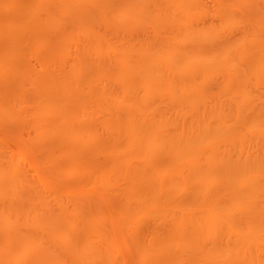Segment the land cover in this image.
I'll use <instances>...</instances> for the list:
<instances>
[{
    "label": "rangeland",
    "instance_id": "obj_1",
    "mask_svg": "<svg viewBox=\"0 0 264 264\" xmlns=\"http://www.w3.org/2000/svg\"><path fill=\"white\" fill-rule=\"evenodd\" d=\"M31 1L32 0H0V258H4L5 260L8 257H14V261H11L10 264H32L34 258L33 254L23 255L21 252L22 242L28 239L37 250L43 246L45 248H53V254L56 258L60 259V262L62 261L61 264H79L76 258H74L75 262L68 257L70 252L71 257L73 256V250L69 252V250L72 249L69 247L67 254L66 246L75 245V242L74 244L71 243L73 241L72 239L77 240L76 244L78 245V242L84 239L82 235L78 238H71L69 237L71 233L66 232V236L71 239H68V241L70 240L71 242L67 241L66 245L63 243V238L58 236V232L50 226L53 222V218L60 223L63 222L62 224L65 226L66 220L69 218H65L63 221L61 216H63L64 219L65 214L63 211L66 210V212L75 211L78 217L76 214L74 215L78 220L81 218L83 219L82 215H86L84 218H90L87 217L90 215L97 219V221H103L106 227L105 241L108 243L104 244V248L105 245H108L109 249L108 250L107 247L104 249L105 252H107L104 254L107 258H105V264H148L153 260L149 253V250L153 246L155 247L152 243H154L155 239L161 242L163 241L162 244L157 241L156 245H158L157 247H164V241H169L170 232L173 229L174 222L172 223V219L174 217L182 218L185 216L181 214L182 209L186 210V212L183 211L185 214H190V218L192 217L194 219L196 217L194 225H191V231H188L192 237L186 236L187 238L189 237L190 240L191 238L193 240L195 236L197 237L194 233L198 230V228L196 229L198 225L195 226L196 220L199 222L198 218L203 216L204 210L210 208L209 205L211 206V204L213 205L214 203L216 204V206L215 204L213 205L214 210L219 209V213L216 212L217 210L215 212L222 215L219 217L213 211L214 214H216L215 216H217L213 217H215V219L217 218L218 224L221 222V226L218 225V230H220H215L216 228L212 226L214 223L213 220L209 219V216L212 217L213 215L212 212H209L210 209L213 208L211 207L207 210L208 215L206 217L208 218L205 219L206 217H202L205 222L209 219L206 224L201 221V218L200 221L204 228L205 225H210L211 228L209 229H214V232H204H206L209 239H213L215 236L217 239H222L223 242L221 241L220 244L225 245L223 249L229 250L230 247L232 248V245L236 248V243H240L239 237H241L243 229L247 228V225L250 223V220L248 221L249 223L246 220V215L250 211H247L249 208L244 211L240 208L241 211H239L237 207L234 206L235 208H233V206H231V202H235L236 200L235 198L233 199L234 194L232 189H236V191L233 189L235 194L239 191L242 192V194H247V192L250 193V189H248L250 185H245L247 183H245V180L247 179L243 180L240 178L243 180V185L241 184V186V180L239 181V179L230 176L238 181L233 180V182L230 181V183L237 184L234 186L231 183V185L234 186H232L233 188L227 187L230 184H226L227 186L225 184H218L221 188L218 185H214L215 188L213 187V189L210 190L216 189V186L219 187L215 190L219 195L215 197L213 196L214 192L208 190L209 187L206 189L208 191L207 193L204 187L201 189L200 186H203L201 184L197 185L196 188H200L201 190L199 189L198 191H201L202 194L198 191L197 194L196 188L190 184L192 181L189 182V180H193V174L195 173L193 171L201 166L199 164L201 162H197V160L203 159V156L206 155H212L211 157L213 158L215 154H219L223 149L227 153H225L226 156L228 155V157H226L224 156L225 154H223L224 157L228 158L227 164H230L231 161H238L240 159L239 157L243 159H246V157L250 159H260V155L264 157V136L262 138V129L258 130L261 133H259L261 138L257 136V139H263L261 142L262 146L259 144L260 147L263 148V152L260 154L258 151L259 149L257 150L254 145L255 136L252 137L253 134L256 133L255 129L257 128L254 129L255 126L252 127L253 123L251 126L253 129H250L249 125L251 123L249 122L246 123L249 124V127L246 128L235 122V115L237 114L236 108H239L240 113L237 114L239 117L244 119L251 116V118H254V125L259 126V124H256L257 121H259L261 124L260 126H264V0H75L85 7V10H83L81 14H72L74 12L69 14L66 10H63V5L52 3L46 7H41L42 9L33 10L30 7ZM41 2H44V0ZM124 7L130 8L128 15H126L124 19L123 15V17H121L123 20H119L120 17L116 19L117 14L121 12V8L123 11L125 10L123 9ZM41 10L44 11L41 12ZM29 12H32L35 21L32 22L33 24H31L30 27L25 28V25H23V21H25L24 16ZM125 12L126 10L124 13ZM77 26L78 31L76 30ZM79 26L82 28L80 31ZM33 27L36 29L33 30ZM92 39L99 40L96 45L101 44L98 48V53L96 51L95 54L92 53L91 49L92 41H89ZM12 42H16L17 44L14 45L15 43L12 44ZM60 42H63L62 49L58 48ZM194 42H197L199 45H201V43L205 45H198V48ZM258 47L263 51H260ZM130 49L136 50V53H130ZM89 50H91V54ZM180 53H184L183 57L186 55L190 57L191 55L189 59L195 57L194 60H191L192 62L197 61L198 64L196 62V64H192V66L188 67V63L185 62L190 61L186 58L187 56L183 60ZM242 53H245V55ZM198 56L200 58H196ZM246 56L248 58H246ZM84 57H86L85 60L87 63L89 61L88 67H83L82 62ZM145 57L147 59H152L154 57L153 61L155 60V62H152L150 59L151 65H147L149 68L144 64L145 60L147 61ZM122 58H126L130 65L134 66L132 71L127 74V78L129 79L136 76V84H138L136 88V105L140 115H136L137 126H141L140 124L144 121L143 128L145 129L148 125L154 128L157 133L162 136L160 137L162 143L166 142H163L164 138L168 140L173 134H182L183 138L188 137L189 134L190 136L193 135V137H196L194 135L197 134V130L198 134H201L202 132L199 133L201 131L199 129L202 128V131L203 129L205 131L207 126L211 127L209 121L215 122L213 118L215 114V119L218 117L217 119L219 120L220 111L217 110V108L219 109L220 107L222 110L220 114H224V116L228 117L225 118L223 116V121H225V119L227 121L224 124L225 128L227 129L226 123L230 121V123H228V125H230L228 128L230 129V136H238L241 141L238 142V140H236L229 144L227 142V146L225 145L224 148L220 146V135L222 136L224 133H220L219 135L218 130L217 135L219 136L217 137H219V139L213 141L215 145L213 144L214 147H211L212 149L208 146L209 140L208 143L207 141H203L207 143L208 148L204 146L202 147L205 149L200 147L199 149H203L201 154L195 151V153L197 152V154H200V159L197 154L195 157L197 159H195L196 161H192L193 159L189 158L191 162L198 163L200 165L199 167L195 164L196 167L192 165L189 167V170H187L186 168L188 167H186L187 174L184 173L182 176H176L177 174H174L175 176L171 175L173 170L170 171L172 172L170 174L168 170L167 173L169 177L167 176L161 179L152 178V173H149L152 172V166L149 167L147 163L149 157H147L146 163L144 159L141 160L140 158L141 155L145 153V148H143L145 145L143 143L147 137L141 135L142 139L139 138L136 141V143H138L134 146L135 149L133 148L130 151L131 153H126L124 149L126 148V137L122 125L126 118V112L119 108H123V106L126 105V103H124L126 100L125 97L121 95L123 86L118 80L120 76L118 61ZM181 59L183 60V64L185 63L184 65L181 63ZM199 59L203 62L200 63ZM207 59H209L208 62H206ZM218 60L220 65L217 62ZM81 63L82 66L80 65ZM202 63L207 66V69L204 68V70H202ZM134 64H136V66ZM165 65L167 66L165 67ZM205 66L203 65V67ZM152 67L154 68L152 69ZM171 68H175V76L178 74L177 76L180 77V79H172V77H174V75H172L174 69L171 70ZM73 70H76V74L75 77L71 78L70 84L77 90L73 98H75L77 102L90 103L88 107H84V115L80 113L79 118L74 121L73 127L75 129H73H77L76 138L78 142L77 144H63L54 140L49 141L47 137L40 138L37 136V130H48L49 125L39 123L37 120L38 116L35 115L36 112L34 113V111H36V107L34 109V106H36L35 102L37 101L35 100L39 93L38 90H41L40 87L44 86L42 85L43 83L50 84L57 83V81L62 79L66 80L67 77L71 76ZM169 70H171V74H169ZM207 70L209 71L207 72ZM154 72H158V74L156 75ZM149 73H152V76H149H154V79L152 78V80H150L151 78H148L149 76L147 77ZM233 74L237 76L240 74L242 81H239L240 77L236 78L237 76L235 77ZM192 79H194L197 84L195 82L193 83ZM229 80L232 81V83ZM173 81L175 83L177 82L179 85L181 83L183 86L184 84L189 86L187 92L192 91L193 88L197 90L201 87L200 89L205 91L204 98L206 100L195 102L194 105H196L193 108L191 104L190 108L187 106L188 109L185 107L186 105H181L186 109L183 107L181 109H176V106L179 107L178 105L184 101V92L186 93L187 89L185 90V86L183 87L181 85L185 91L178 88L177 91L176 87L178 84H175ZM194 84L195 87H193ZM190 85L193 87L192 89ZM196 85L199 88H197ZM146 86H148V88ZM199 90H197V92ZM100 91L106 93L110 98L107 101L97 99V92ZM199 93L198 95L200 96L201 94ZM181 95L182 97H180ZM147 96L149 98H153L152 96H154L153 100H150L151 102L148 100V109L153 110V112L149 110L151 111V116L147 114L148 112H143L144 107L141 105L143 103L141 100L147 98ZM199 96H197V98H199ZM41 97L45 100L51 98V96L47 94ZM243 97H245L246 100L243 101ZM200 98H203V96ZM20 104L22 105L20 106ZM121 105L123 106L121 107ZM140 105L142 106L141 108H139ZM194 108L198 110L194 112ZM4 109L6 110L4 111ZM148 109H145V111ZM144 114H147V117L144 116ZM211 118L212 120H210ZM248 120H246V122ZM219 121H217L218 124ZM223 121H221V125ZM240 121L241 120H239V122ZM145 124L147 125L145 126ZM223 127L222 129L224 132L225 129ZM259 128L260 127H258V129ZM149 129L150 128H146V130ZM213 129L214 131L212 132L215 135V127L212 128V130ZM246 129L248 130L245 131ZM209 130L210 128L208 131ZM251 130H254V133L251 132ZM214 135L212 138L217 139ZM188 138L192 139L190 137ZM233 139L234 138H232V140ZM139 140L143 142L141 143ZM228 141L230 142V140ZM252 141L254 142L252 143ZM204 143H202V145ZM210 144L212 145L211 142ZM198 145H196L195 139L190 148H192V150H198ZM133 150H135V152ZM240 152L242 154H240ZM138 153H140V156ZM146 155L149 156L150 153ZM220 155L222 154L220 153L216 155V157H220ZM135 157L136 162L133 165L134 168L136 167V175L133 173L135 171L132 170L134 169L132 168V164L131 170L133 172L125 168L126 165L130 164L132 159L135 161ZM192 158L194 157L192 156ZM167 159L168 157L166 156L165 158L160 147L159 155L153 162L156 165L154 166L153 164V166L159 168L163 164L165 165ZM185 159H187L188 162V158H184V163H186ZM170 160L171 157L169 158V161ZM128 161L129 163H127ZM203 162L205 161L203 160ZM223 162L224 160L222 159L221 164ZM164 165L163 168L161 167L163 170H165L166 167ZM179 165L178 163V166ZM186 165L187 164H184V167ZM220 165H218V168H220ZM175 166L174 168H176ZM147 167L150 169L149 172ZM181 167L179 166L178 168L180 169ZM192 167H194L193 170H191ZM152 170H155V168ZM190 170L193 174L189 176L188 171ZM241 172H238V174ZM238 174L236 173L235 175L240 176ZM242 178L245 177L243 176ZM173 179L175 180L173 181ZM170 180H172V182L176 181L175 183H177V189L179 191L176 189L177 193L174 194L175 196L173 199L177 205L179 204L178 208H175V202L172 200L174 204H169L171 206L168 205V207L164 209L161 207L160 209L159 205L165 206L167 198L158 196L156 198L158 213H152L148 194L153 193L157 190L159 185ZM229 180L231 179L229 178ZM186 183H189V185ZM178 184L181 188H178ZM210 184H213V182ZM210 184H208V186H212ZM223 186H225V188H231V191L223 188ZM219 189L222 191H217ZM261 189L262 192L258 191V193H261L258 200L255 199L258 204L255 203L258 208L264 212V188ZM254 191L257 192V190ZM210 192L216 200H214L213 203H211L213 197ZM194 193L197 194V197ZM204 194L205 196H203ZM207 194L208 196L206 197ZM253 195L254 193L252 196ZM198 196L201 198L204 197L207 201L205 200V202L203 198L204 202H202V204V199L198 200ZM195 197L197 202L193 200ZM239 198L242 200L240 196L237 199ZM190 201H193L192 204H194L193 206H196L197 209H192L193 207ZM198 202L204 207L198 208ZM234 202L233 204L236 203ZM238 202L239 200L237 203ZM172 206L175 209L169 208ZM59 209L63 214H60L61 212ZM179 209L181 211H179ZM262 211L259 213L261 214L260 217L258 216L260 219L262 218L261 216L264 218ZM179 214L184 216L180 217ZM205 214L206 213H204V215ZM223 215H230L229 218H226L227 222L229 221L228 223H224L226 220L224 218L223 221ZM250 215L252 214L250 213ZM250 215L249 219L251 218ZM32 217L36 219L39 226L41 224V229L32 226ZM219 218L221 220L220 222L218 220ZM254 218L256 217L254 216ZM260 219L259 222L256 223L260 224V222H263L260 221ZM3 220L7 221L10 227L2 225L1 221L3 222ZM76 220L77 219L74 220V223ZM70 221L72 222L73 220ZM208 222L209 224H207ZM210 222L212 224H210ZM76 224H74L71 230H76L78 233L77 230L81 229V225L79 224V229H76ZM250 226L252 225L250 224ZM231 227L234 228L233 231ZM258 227L259 225H257L256 228L258 229ZM206 228H208V226ZM229 228L231 229L230 231H232V233L230 232L232 236L228 235L229 232L227 230H229ZM261 228L263 229L264 227ZM66 230L71 231L70 229ZM254 230L255 229H253V231L251 230V236L247 234L249 235L247 237L250 238L249 241L251 242L252 240L253 243L250 246L248 245L250 247L249 252L252 251L250 261L253 259L255 264H264V247L261 246L263 244L260 242L264 241V237H262V233L259 232L261 234L255 233V238H253L254 232L260 231ZM74 231L71 232L73 233ZM198 231L201 232V228ZM208 232L211 233V236ZM186 233L187 231L185 234ZM225 233L228 238L225 237ZM257 237L261 239L259 238L260 240L258 241ZM245 241L249 242L247 238H245ZM191 242L192 241H190V243ZM205 242L208 245L203 244L201 247V243L199 247V244H197V248L199 247L200 250L202 249V254L206 253L207 255L210 253V255H213L216 249L214 250V247L211 246L210 240L208 241L207 239ZM243 242L244 241H241V243ZM180 243L181 242L174 245L175 247H171L170 253L168 252L170 256L175 257L178 251L180 252L182 248L184 250V245L182 246ZM183 243L185 244L186 242ZM226 243L229 247H226ZM151 244L153 246L150 247L149 245ZM192 244L194 245V243ZM76 247H74V249ZM244 247L246 248V246ZM244 247L242 250H245ZM218 248H220V246ZM220 249H217V251ZM88 251L86 252L85 250L86 253H84L87 254ZM238 254L239 253L236 255ZM245 254L242 253V255ZM233 256L235 257V253ZM231 257L232 256L229 258ZM148 258H150L149 262ZM231 259L232 260L229 259L228 262H224V260L220 258L219 260H214L215 263L213 261L209 263L243 264V262H241L243 258L239 260L237 257L236 259L232 257ZM204 261L202 262L206 264ZM253 262L251 264H253ZM0 264L5 263L2 262ZM185 264H187V262H185Z\"/></svg>",
    "mask_w": 264,
    "mask_h": 264
},
{
    "label": "bare ground",
    "instance_id": "obj_2",
    "mask_svg": "<svg viewBox=\"0 0 264 264\" xmlns=\"http://www.w3.org/2000/svg\"><path fill=\"white\" fill-rule=\"evenodd\" d=\"M41 1H43V0H32L31 1V3H30V7L33 9V10H36V9H38L39 10V8H41V7H46L47 5H50L51 3L52 4H61V5H63L62 7H63V10H66V12H68L69 14L70 13H72V12H74V13H72V14H76V13H79V14H81V13H83L82 11L83 10H85V7L83 6V5H81V4H79L78 2H76L75 0H44V2H41ZM128 1V0H127ZM125 2V1H124ZM83 6V7H82ZM127 7V6H126ZM126 7H124L123 9H125L126 10V12L124 13V11L122 10V8H121V12H119L118 14H117V17H116V19H119V17H120V19L119 20H123L124 18H125V16L126 15H128V11L130 10V8L128 7V8H126ZM42 9V8H41ZM42 11H44V10H41V12ZM81 11V12H80ZM121 13H124V14H121ZM127 13V14H126ZM65 14H67V13H65ZM123 15H124V17H123ZM25 21H23V25H25L24 27L25 28H28V27H30V25L31 24H33L32 22L33 21H35L34 19H35V17H34V15L32 14V12L30 13H27L25 16ZM121 17H123V19L121 18ZM119 20H116V21H119ZM87 21V20H86ZM89 22V21H88ZM94 22V21H93ZM75 25V24H74ZM32 27V26H31ZM75 28V27H74ZM77 28H78V26L76 27V30H77ZM30 29V28H29ZM33 30H35L36 28H32ZM82 28L79 26V31L81 30ZM99 30H100V28H99ZM78 31V30H77ZM63 33V32H62ZM66 36V35H65ZM64 36V37H65ZM205 36V35H204ZM15 38V37H14ZM66 38H67V36H66ZM65 38V39H66ZM204 38V37H203ZM204 39H206V38H204ZM207 39H209V38H207ZM199 40H200V38H199ZM210 40H211V38H210ZM61 41V40H60ZM68 41V40H67ZM89 41H92V53H94L95 54V52L97 51V53H98V48L101 46V44H98V45H96L97 43H98V41H97V39H92V40H89ZM93 41H94V43H93ZM198 41V40H197ZM205 41V40H204ZM204 41H202V42H204ZM208 41V40H207ZM212 41V40H211ZM63 42H65V41H63ZM63 42L61 43L60 42V44H59V47L58 48H63ZM200 42V41H199ZM15 43V44H14ZM12 42V44H14V45H16L17 43L16 42ZM195 43V42H194ZM196 45H197V47L199 48V46H201L202 45V43H201V45H199L197 42L195 43ZM199 45V46H198ZM205 45V44H204ZM204 45H202V46H204ZM194 46V45H193ZM253 47H255V46H253ZM252 47V48H253ZM259 48V47H258ZM260 49V48H259ZM131 50V49H130ZM129 50V51H130ZM190 50V49H189ZM192 50V49H191ZM194 50V49H193ZM262 49H260V51H261ZM90 51V54H91V50H89ZM198 51V50H197ZM251 51V50H250ZM250 51H249V53H250ZM263 51V50H262ZM177 52V51H176ZM189 52V51H188ZM193 52V51H192ZM224 52V51H223ZM222 52V53H223ZM244 52V51H243ZM246 52V51H245ZM100 53V52H99ZM130 53H136V50H131L130 51ZM179 53V52H178ZM264 53V52H263ZM88 54V53H87ZM195 54V53H194ZM193 54V55H194ZM201 54V53H200ZM242 54H244L245 55V53H242ZM255 54V53H254ZM259 54V53H258ZM262 54V53H261ZM11 55V54H10ZM153 55V54H152ZM175 55H176V53H175ZM180 55H181V57H183V55H184V53L183 54H181L180 53ZM250 55V54H249ZM253 55V54H252ZM260 55V54H259ZM89 56V55H88ZM154 56V55H153ZM171 56H173L172 54H171ZM187 56V55H186ZM185 56V57H186ZM199 56H201V55H199ZM196 57V58H200V57ZM205 56V55H204ZM233 56V55H232ZM231 56V57H232ZM151 57V56H150ZM156 57V56H155ZM185 57H183V60L185 59ZM190 57H191V55H190ZM189 57V55L186 57V58H188V61H190V62H185V63H188L187 65H188V67H190V66H192V64L194 65V64H196V62L197 61H193L192 62V60L191 59H195V57H193V58H191V59H189L190 58ZM256 57V56H255ZM258 57V56H257ZM146 58V57H145ZM154 58V57H153ZM153 58L151 59V58H146L147 59V61L145 60V62L146 63H148V64H146L145 62H144V64L146 65V67L147 68H149L147 65H151L150 63V61L152 60V62H155V60L153 61ZM173 58H174V56H173ZM215 58H216V56H215ZM218 58V57H217ZM229 58V57H228ZM246 58H248L247 56H246ZM86 59V57H84V59H83V67H88V63H89V61H88V63H87V61L85 60ZM151 59V60H150ZM157 59H158V57H157ZM204 59H206V58H204ZM249 59H250V57H249ZM249 59H247V60H249ZM252 59V58H251ZM261 59V58H260ZM144 60V59H143ZM149 60V61H148ZM183 60L181 59V63L183 64ZM197 60V59H196ZM208 60L209 59H207L206 60V62H208ZM210 60H211V57H210ZM217 60V59H216ZM165 61V60H164ZM177 61V60H176ZM199 61H200V63L201 62H203L201 59H199ZM205 61V60H204ZM214 61H215V59H214ZM212 62V61H211ZM218 62V64H219V60L217 61ZM216 62V63H217ZM256 62V61H255ZM264 62V61H263ZM82 63L80 64L81 66H82ZM141 63H142V61H141ZM165 63V62H164ZM170 63V62H169ZM184 63V64H185ZM199 63V64H200ZM221 63V62H220ZM259 63V62H258ZM165 64H167V63H165ZM183 64V65H184ZM191 64V65H190ZM197 64H198V62H197ZM204 66H205V64L204 63H202ZM262 64V63H261ZM118 65H119V73H120V76H119V78H118V80H119V83L120 84H122V92H121V95L123 96V97H125V102L124 103H126V105H124V106H126V107H124L123 105H121V107L123 106V108H119L120 107V105H119V109L120 110H124L125 112H126V118H125V121H124V123H123V125H122V128H123V130H124V134H125V139H126V142H125V147L126 148H124L125 149V152L126 153H131L130 151L134 148V146L138 143H136V141L140 138V139H142L141 138V135L142 136H145V137H147V139H145V141H144V145L145 146H143V148H145V153H141L142 155H141V160H143L144 159V161H145V163H146V160L148 159L147 157H149V159L147 160V163H148V166L149 167H151V171L152 172H149L150 171V169L148 168V172L151 174L152 173V175H151V177L153 178L154 177V179H161V178H166L167 176H168V173L170 174V173H172L171 175H174V174H177L176 176H182V175H184V173H186L187 172V170H189L190 168L189 167H191L192 165H196V166H200L199 168H197L195 171H193V172H195L194 174L191 172V170H193L194 169V167H192V169L190 170V171H188V175L190 176L191 174H193L192 176H193V180H189V182L190 181H192L190 184L191 185H193V187H197V185H199V184H201V185H203V186H200V188L202 189V187H204L205 188V190L208 188V190L209 191H212V192H214V197L216 196V195H219V193L218 192H215V190L217 189V188H219L220 187V185H228V184H230L231 185V183L233 182V180H234V178H231L230 176H232V177H235L236 179H239V181L241 180V179H243V180H245V179H247V180H245V185H247V184H249L250 186H248V187H250V188H248V189H250L249 191H250V193H248L247 192V194H242V192H238L239 193V195H238V193H236L235 194V192H234V190L233 189H235V188H233L236 184L235 183H232L233 185H226L227 187H232L233 189H232V191H233V194H234V196H233V199L235 198L236 200H235V204H233V202H231L232 203V205L231 206H233V208H235V207H237V209L239 210V211H241V210H246L247 208H249V209H247V211L249 212V213H247V218L246 217H244V218H246V220H247V222L250 220V223L247 225V228H244V229H246V230H244L243 229V233H242V235H241V237H239V242H238V240H237V242L240 244H237L236 243V248H234L233 247V245H232V248L230 247V249L229 250H226V249H223L224 248V244H220V242L222 241L223 242V240L221 239H217V237L215 236V237H213V239H209L208 238V236L206 235V232L207 231H213L212 229H209V228H211L210 227V225H205V228H204V226H203V224H202V222L201 221H203V219L208 215V211L207 210H209L211 207H213V208H211L212 209V211H211V209H210V211L209 212H212L213 213V215H212V217L211 216H209V219L211 220H213V224L210 222V224H212V226L214 227V228H216L215 230H217V231H219L218 230V227L219 226H221L220 225V218L218 219L219 220V224H218V221L215 219V217H217V216H219V217H221L218 213V210L219 209H216V207H215V209L217 210H214V204L212 205L211 204V206L209 205V207L210 208H206V210H204V213H206L205 215H204V213L202 214L203 216H204V218L202 219V215H199V216H202V217H200L201 218V221H200V218H198L199 219V222H198V220H196V225L195 226H197L196 227V229L198 228V230H200V228H201V232L200 231H198L197 230V232H198V234H197V232L195 231L194 233H195V235H197V237L195 236V239H193L192 240V238H191V240L189 239V237L187 238L186 236H190V234H189V232L188 231H191V225L193 224L194 225V220H195V218L193 219L192 217L190 218L189 216H190V214L189 213H184V212H186V210H184V209H182L183 208V206H182V208L181 207H179V208H181L182 209V211L179 209V211H181L180 213L181 214H184V215H181V214H179L180 215V217H182V216H184V217H182V218H177V217H174L175 218V220H174V218L172 219V223L174 222V225H173V229H172V231L170 232V238H169V236H168V238H169V241H167V240H165V241H167V242H165L164 241V244L166 245V243H167V245L165 246L164 245V247H157L158 245H156L157 244V241L158 240H154V243H152L153 245H155V247L151 244V245H149L150 247L151 246H153L150 250H149V248H148V250H149V253L151 254V256H152V258H153V260H152V262L151 263H148V264H185V262H187V264H204L202 261H204L206 264L208 263V264H211L212 262L211 261H213L214 262V260H219L220 258H221V260H224V262H228V260L230 259V260H232L231 258L233 257V259L235 258L236 259V257L239 259V260H241L240 258H243V261H241V262H243V264H251L252 262H253V259L250 261V255H251V252H249V250H250V245L251 244H253L252 243V240H251V242L249 241L250 240V238L249 237H247V236H249V235H247V234H250V236H251V233L250 232H252L253 231V229H255L254 231H256V230H260V231H256V232H254V235L252 236L253 238H255L254 236L256 235L255 233H259V232H261V233H259V234H261V235H263L262 237H264V228L262 229L261 227H264V220H262V219H264L263 218V216H261L262 218L260 219L259 217H260V215L261 214H259L262 210L260 209V208H258V206L256 205V203H257V201L256 200H258V197H259V195H261V193H258V191L259 192H262V189L261 188H264V157H262L263 155H260V159L259 158H255V159H253V158H247L246 157V159H243V158H241V157H239L240 159L237 161V160H235V161H231L230 162V164H227V159L228 158H226V157H228V155L226 156V152H225V150L223 149L221 152H219V154L221 153L222 155H220V157H216V155H219V154H215L214 155V157L212 158L211 156L212 155H208V156H210V157H208L207 155L206 156H203L204 158L203 159H200L199 158V155L201 154V151L203 150H201V149H199L200 147L201 148H208V146L211 148H213L214 146H213V141H215V140H218L219 139V137H217V136H219L220 135V133L222 134V133H224V134H222V136H226V137H222L221 135H220V146H222V147H224L225 145L227 146V142H228V144L229 143H231V142H234V141H236V140H238V142H240L241 140H240V138L238 137V136H235L234 137V135L233 136H230V129H228L229 128V126L230 125H228V123H230V121L228 122V123H226V127H227V129L225 128V122H227L226 121V119H225V121H223L224 119V117L225 118H228L227 116H224V114L223 115H221L220 114V112H222V110L220 109V107H219V109L217 108V110H219L220 112H219V120L220 119H222V120H218L217 118L218 117H216V119H215V116H216V114H215V116L213 117L214 118V120H215V122L214 121H209L210 122V125H211V127L210 126H207V129H205V131H204V129H203V131H202V128L201 129H199V130H201L199 133H201V134H198V130H197V134L196 135H194V136H196V137H193V135L192 136H190V134L188 135V137H190V138H192V139H189L188 137H182V134L181 135H179V134H173V136L171 135V137L167 140L166 138H164V140H163V142L164 141H166L165 143H162V139H161V141H160V137H162V136H160L158 133H157V131L154 129V128H151V126H147L146 128H150L149 130H146V128L144 129L143 128V126H144V123L142 122H140L141 124V126H137L136 124V115L137 114H139V110H138V108H137V105H136V88L138 87V84H136V76L135 77H132V78H127L128 76H127V74L128 73H130L131 71H132V69H133V65H130V63H129V61L126 59V58H122V59H120L119 61H118ZM135 66H136V64H134ZM142 65V64H141ZM154 65H156V64H154ZM153 65V66H154ZM203 65L201 66V68H202V70H204V68H206L207 69V66H205V67H203ZM217 65V64H216ZM220 65V64H219ZM224 65V64H223ZM167 65H165V67H166ZM170 66V65H169ZM168 66V67H169ZM181 66V65H180ZM179 66V67H180ZM218 66V65H217ZM143 67H144V65H143ZM173 67V66H172ZM187 67V66H186ZM154 67H152V69H153ZM182 68V67H181ZM180 68V69H181ZM184 68V67H183ZM224 68H226V67H224ZM232 68V67H231ZM174 69V74L172 73V75H174V77H172V79L173 78H178V79H180V77H178L177 75L175 76V74H176V72H175V68H173ZM172 68H171V70H173ZM177 69V68H176ZM179 69V70H180ZM149 70V69H148ZM155 70H157V69H155ZM171 70H169V72L171 71ZM178 70V69H177ZM153 71V70H152ZM152 71H150V72H152ZM206 71V70H205ZM204 71V72H205ZM209 70H207V72H208ZM231 71V70H230ZM235 71H237V70H235ZM73 73H71V76H69V77H67V79L66 80H64V79H62V80H60V81H57V83H50V84H42V85H44V86H41L40 88H41V90H38L39 91V93H38V95H37V97H36V100L35 101H37V102H35V105L36 106H34V109H35V107H36V111H34V113L36 112V114L35 115H37L38 116V118H37V120H38V122L39 123H41V124H46V125H49V129L48 130H37V136H39L40 138L41 137H47L48 138V140L50 141H57V142H60V143H63V144H77V142H78V140H77V136H76V132H77V129L76 130H74L75 128L73 127V125H74V121L76 120V119H78L79 118V114L81 113V114H83L84 115V107L86 106V107H88L89 106V102H87V103H82V102H77V100L75 99V98H73L74 97V95H75V92H77V90H76V88L75 87H73V85L72 84H70V80H71V78H73V77H75V74H76V70H73L72 71ZM147 72V71H146ZM206 72V73H207ZM229 72V71H228ZM228 72H225V73H228ZM156 73V75L158 74V72H154V74ZM238 73V72H237ZM263 73V72H262ZM147 74V73H146ZM153 74V75H154ZM169 74H171V72L169 73ZM168 74V75H169ZM205 74V73H204ZM208 74V73H207ZM206 74V75H207ZM230 74V73H229ZM149 75H151L152 76V73H149L148 75H147V77L149 76ZM233 75H235V74H233ZM171 76V75H170ZM170 76H169V78H170ZM232 76V75H231ZM237 75H235V77H236ZM154 77V76H153ZM153 77H148V78H151L150 80H152V78ZM240 77V78H239ZM168 78V77H167ZM168 78V79H169ZM236 78H239V81L241 80L242 81V77L240 76V74H238V76L236 77ZM154 79V78H153ZM149 80V79H148ZM193 80V81H192ZM192 80H190V81H192L193 83L195 82L194 81V79H192ZM231 80V79H230ZM229 80V81H230ZM234 81V80H233ZM174 82V81H173ZM231 83H232V81H230ZM175 83V82H174ZM177 83V82H176ZM175 83V84H176ZM196 83V82H195ZM236 83V82H235ZM178 84V83H177ZM190 84V83H189ZM197 84V83H196ZM234 84V83H233ZM144 85H146V84H144ZM174 85V84H173ZM182 84L180 83V85L178 84L177 85V87H176V89L178 88V89H182L183 91H185L186 89V93L184 92V97H183V99H184V101H182V102H184V103H180L178 106L180 107H177L176 106V109H181L183 106H181V105H186L185 107L187 108V106H188V108H190V105H191V107L193 108L195 105H194V103L195 102H202V101H204V97H205V91H203V89H200L197 85H196V87L197 88H199V89H197V90H199L200 91V93H199V91L197 92V90H196V88L194 89L193 87H195V84L193 85V87H191V85H190V87H191V89L193 88V90L192 91H189V92H187L188 91V87L189 86H186L185 84H184V89H183V87L181 86ZM187 85H188V83H187ZM236 85V84H235ZM179 86V87H178ZM147 88H148V86H146ZM145 87V88H146ZM187 87V88H186ZM235 87V86H234ZM233 88V87H232ZM178 89H177V91H178ZM189 90H190V88H189ZM174 91V90H173ZM237 92V91H236ZM197 93V94H196ZM198 93L199 94H201L200 96L198 95ZM45 94H47V95H50L51 96V98H49V99H47V100H45V99H43L41 96L42 95H45ZM154 94H156V93H154ZM183 94V93H182ZM235 94V93H234ZM237 94V93H236ZM55 95V96H54ZM197 96H199V98H197ZM203 96V98H200V97H202ZM244 96H246V95H244ZM153 98H154V96H152ZM180 97H182V95L180 96ZM96 98L97 99H99V100H101V101H107L110 97L106 94V93H104L103 91H100V92H97V96H96ZM126 98H128V99H126ZM153 98H149L148 96H147V98H143L142 100H141V102H143L141 105L144 107L143 109H144V113L146 112H148L147 114H149V116H151L150 114H151V111H149V110H152V109H148V103H149V101L150 100H153ZM75 99V100H74ZM145 99V100H144ZM182 99V98H181ZM199 101H198V100ZM201 99H203V100H201ZM128 100V101H127ZM149 100V101H148ZM196 100V101H195ZM206 100V99H205ZM243 101L244 100H246L245 99V97H243V99H242ZM140 101V100H139ZM181 101V100H180ZM138 102V101H137ZM144 102H145V104H144ZM151 102V101H150ZM178 104V103H177ZM200 104V103H199ZM202 104H205V103H202ZM242 104V103H241ZM22 104H20V106H21ZM139 105V104H138ZM140 105V107L139 108H141L142 106ZM146 105V106H145ZM185 107H183V108H185ZM198 107V106H197ZM215 107V106H214ZM239 107V106H238ZM185 108V109H186ZM187 108V109H188ZM236 108V107H235ZM145 109H148V110H146L145 111ZM196 108H194V112L195 111H197L198 109H196ZM229 109H230V107H229ZM237 109V111H239V112H237L236 110V113L237 114H239L240 113V109L239 108H236ZM2 110V109H1ZM6 109H4V111H5ZM192 110V109H191ZM234 110V109H233ZM140 111H142V110H140ZM8 112V111H7ZM83 112V113H82ZM152 112H153V110H152ZM191 112H193V111H191ZM213 112V111H212ZM234 112V111H233ZM147 114L145 115L144 114V116H146L147 117ZM153 114V113H152ZM236 114V115H237ZM10 115V114H9ZM140 115V114H139ZM222 117H221V116ZM235 115V117H236V119H235V122H237L240 126H242V127H249L250 126V129H253V128H251V126H252V123H253V126L252 127H254V129L255 128H257V129H255L256 131V133L255 134H253L254 132V130L252 131L251 130V132H253L252 134H253V136L252 137H254L255 136V143H254V145H255V147H256V149L259 151V153L260 154H262V152H263V148L262 147H260V145H261V142H262V140L261 139H257L259 136H260V134L262 133V138H263V134H264V126L262 125V127L260 126L261 124L259 123V121H257V120H255V121H257V123L256 124H259V126H257V125H254V122H253V119L254 118H251V116L250 117H248L249 118V120H248V118L246 117V118H241V117H239V115H237L236 116ZM217 116H218V113H217ZM224 116V117H223ZM240 116H241V114H240ZM243 117V116H242ZM230 118V117H229ZM240 118V119H239ZM210 120H212V118L210 119ZM237 120V121H236ZM239 120H241L240 122H239ZM246 120H248L247 122H246ZM250 120H252V121H250ZM217 121H219V124H220V126H219V124H218V122ZM221 121H223L222 122V125H221ZM251 123L250 125L249 124H246V123ZM108 123H109V120H108ZM215 123H217V124H215ZM244 123V124H243ZM139 124V123H138ZM106 125V124H105ZM109 125V124H108ZM147 124H145V126H146ZM213 125V126H212ZM223 125H224V127H223ZM228 125V126H227ZM244 125V126H243ZM245 125H247V126H245ZM249 125V126H248ZM219 126V127H218ZM226 130H224V132H223V129H222V127ZM257 126V127H256ZM210 128V130L208 131V129ZM215 127V135H214V133L212 132V131H214V129L212 130V128H214ZM258 127H260L259 129H258ZM74 128V129H73ZM206 128V127H205ZM216 128H217V130H216ZM219 128H221V129H219ZM249 129V130H250ZM263 131H262V130ZM79 130V129H78ZM219 130V131H218ZM244 130V129H243ZM248 129H246L245 131H247ZM258 130H261V133L258 131ZM145 131V132H144ZM149 131V132H148ZM208 131V132H207ZM211 131V132H210ZM217 131H218V133H219V135H217ZM222 131V132H221ZM229 131V132H228ZM148 132V133H147ZM210 132V133H209ZM250 132V131H249ZM250 132V133H251ZM145 133V134H144ZM193 133H194V131H193ZM211 133H213V134H211ZM227 133H228V135H227ZM260 133V134H259ZM211 134V135H210ZM256 134H258V135H256ZM146 135H148V136H146ZM175 135V136H174ZM184 135V134H183ZM214 135V137H217V139L216 138H212V136ZM178 136H181V137H178ZM185 136H186V134H185ZM209 136V137H208ZM231 138H229V137ZM258 136V137H257ZM166 137H168V136H166ZM206 137V138H205ZM228 137V138H227ZM144 138V137H143ZM211 138V139H210ZM227 138V139H226ZM232 138H234L233 140H232ZM260 138H261V136H260ZM189 139V140H188ZM195 139H196V145H198V150L197 149H193L192 150V148H190L191 147V145L193 144V142L195 141ZM225 139V140H224ZM197 140H199V141H197ZM212 143V145L210 144V142ZM224 140V141H223ZM228 140H230V142L228 141ZM232 140V141H231ZM257 140V141H256ZM90 141V140H89ZM201 141V142H200ZM206 142L207 141V143L209 142V145L207 146V143H204V142ZM226 141V142H225ZM139 142H143L142 140L140 141L139 140ZM254 141H252V143H253ZM202 143H204L203 145H202ZM217 143V142H216ZM223 143V144H222ZM143 144H141V145H143ZM260 144V145H259ZM211 145V146H210ZM215 145V144H214ZM253 145V146H254ZM258 145H259V147H258ZM159 146V147H158ZM202 146H204V147H202ZM262 146V145H261ZM158 147V148H157ZM160 147H161V151L164 153V156H165V158H166V156L168 157V159L165 161V165L164 166H166L165 167V170H163L162 168H163V165L162 166H160L159 168H156V167H154L156 164H154L153 162H154V159L159 155V150H160ZM254 147V148H255ZM258 147V148H257ZM142 148V147H141ZM156 148V149H155ZM204 148V149H205ZM211 148V149H212ZM225 148V147H224ZM135 149V148H134ZM192 150V151H191ZM134 152H135V150H133ZM141 151V150H140ZM143 151V150H142ZM191 151V152H190ZM195 151H197L198 153L200 152V154H197V152L195 153ZM140 153H138V155L140 156ZM147 153H150V155L148 156V155H146ZM193 153V154H192ZM217 153V152H216ZM226 153V154H225ZM134 154H136V153H134ZM196 154H197V156H198V158L201 160H197L195 157H196ZM223 154H225L224 156H226V157H224L223 156ZM240 154H242L241 152H240ZM131 155H133V154H131ZM188 155V156H187ZM134 156H136V155H134ZM186 156V157H185ZM192 156L194 157V158H192ZM131 157V156H130ZM171 157V160L169 161V158ZM206 157V158H205ZM216 157V158H215ZM139 158V159H140ZM184 158H188V162H187V159H185L186 160V163H184ZM189 158H191V159H193L192 161H194L195 159L197 160V162H201V163H197L196 164V162H191V159H189ZM212 158V159H211ZM224 160V162L221 164V162H222V159ZM131 159V158H130ZM216 159V160H215ZM225 159H226V161H225ZM135 161H133V159L131 160V162H130V164L129 165H126L125 166V168L127 169H130L131 170V164H132V168H134V165L133 164H135V162H136V157H135V159H134ZM183 160V161H182ZM195 160V161H196ZM203 160L205 161V162H203ZM211 160V161H210ZM132 161H133V163H132ZM190 161V162H189ZM217 161V162H216ZM221 161V162H220ZM212 162V163H211ZM219 162V163H218ZM226 162V163H225ZM228 162H229V160H228ZM127 163H129V161L127 162ZM144 163V162H143ZM149 163H150V165H149ZM178 163L180 164L179 166L181 167L180 169L178 168L179 166H178ZM189 163H190V165H189ZM205 163V164H204ZM153 164H154V166H153ZM184 164H187V165H189V166H185L184 167ZM212 164V165H211ZM220 165V168H218V165ZM147 165V164H146ZM175 165H177V166H175ZM194 165V166H195ZM226 165V166H225ZM128 166V167H127ZM172 166H173V168H172ZM174 166L177 168V170H176V168H174ZM195 166V167H196ZM224 166V167H223ZM162 167V168H161ZM186 167H188V168H186ZM221 167H222V169H221ZM136 168V167H135ZM135 168L134 169H132L133 171H135ZM155 168V170H152V169H154ZM187 170H186V169ZM182 169H183V172H182ZM131 170V171H132ZM169 170V172L167 173V171ZM173 170V171H172ZM180 170V171H179ZM242 172H241V171ZM132 171V172H133ZM170 171H172V172H170ZM174 171H176V172H174ZM178 171V172H177ZM185 171V172H184ZM241 172L240 174H238V172ZM238 174V175H240V176H237V175H235L236 173ZM134 173V175H136V171L135 172H133ZM243 173H244V175H243ZM187 174V173H186ZM245 177V178H242L243 176ZM235 175V176H234ZM175 176V175H174ZM188 176V177H189ZM169 177V176H168ZM229 178L231 179V180H229ZM241 178V179H240ZM187 179H189V178H187ZM175 179H173V181H174ZM229 180V181H228ZM243 180H241V182H240V185L243 183L242 181ZM194 181V182H193ZM230 181H232L231 183H230ZM234 181H237V180H234ZM261 181H262V183H261ZM176 182V181H175ZM175 182H172V180H170V181H168V182H166V183H164V184H161V185H159L158 186V188H157V190H155L153 193H149L148 194V199H149V203H150V209H151V212L152 213H158V210H157V208H158V205H157V203H156V198L158 197V196H164V197H166L167 199H166V203H165V206H160L159 205V208L161 209V207H163L162 209H164L165 207H168V205L169 204H174L173 202H172V200H174L173 198H174V194L175 193H177L176 192V189H177V183H175ZM187 182H188V180H187ZM213 182V184H210V183H212ZM219 182V183H218ZM221 182V183H220ZM238 182V181H237ZM249 182V183H248ZM174 185H173V184ZM194 183V184H193ZM187 185H189V183H186ZM185 184V185H186ZM196 184V185H195ZM208 184H210V185H212V186H208ZM218 184H220V185H218ZM239 184V183H238ZM176 185V186H175ZM195 185V186H194ZM204 185H206V186H204ZM214 185H218V186H216V189H214V190H210V189H213V187H214ZM243 185V184H242ZM241 185V186H242ZM184 186V185H183ZM181 188V186H179V184H178V188ZM239 187V186H238ZM260 187V188H259ZM200 188H196V193L198 194V192L200 193V194H202V192L201 191H198ZM215 188V187H214ZM221 188V187H220ZM223 188H225V186H223ZM242 188V187H241ZM251 188H252V191H251ZM200 189V190H201ZM225 189H228V191L230 190L231 191V188H225ZM237 189H239V188H237ZM257 190V192H255L254 190ZM178 190V189H177ZM179 191V190H178ZM198 191V192H197ZM203 191V190H202ZM217 191H220V189L219 190H217ZM222 191V190H221ZM220 191V192H221ZM235 191H236V189H235ZM206 193L208 192L207 190L205 191ZM252 192V193H251ZM12 193H13V191H12ZM196 193H194V195L196 196L197 194ZM211 193V192H210ZM216 193H218V194H216ZM254 193V195L256 196H252V194ZM258 195H256V194ZM230 194V193H229ZM240 194H242V195H240ZM194 195H193V197H194ZM244 195V196H243ZM133 196V195H132ZM136 196V195H135ZM134 196V197H135ZM203 196H205V194L203 195ZM208 196V194L206 195V197ZM211 196H212V193H211ZM210 196V197H211ZM212 196V197H213ZM236 196H237V198L240 196L241 198H242V200L239 198V199H237L236 198ZM197 197V196H196ZM196 197H195V199H193L194 200V202L196 201ZM199 198H197L198 200H200V199H202L201 200V203L202 202H204L205 200L207 201V199H205L204 197V201H203V198H201L202 197V195H201V197L200 196H198ZM211 197V198H212ZM214 197L211 199V203H213V201L215 200L214 199ZM218 197V196H217ZM230 197V196H229ZM255 197V198H254ZM136 199V198H135ZM256 199V200H255ZM192 200V199H191ZM239 200V202L237 203V201ZM205 201V202H206ZM216 201V200H215ZM232 201V200H231ZM174 202H175V200H174ZM197 202V201H196ZM256 202V203H255ZM190 203H191V205H192V209H197L196 208V206H193L194 204H192L193 203V201H190ZM201 203L199 204V202L197 203V204H199L197 207L199 208H201L203 205H201ZM189 204V203H188ZM203 204V203H202ZM258 204V203H257ZM179 205V204H178ZM178 205H177V203L175 202V204H174V206H175V208L177 209L178 208ZM190 205V204H189ZM196 205V204H195ZM205 205H206V203H205ZM218 205V204H217ZM169 206H171V205H169ZM207 206V205H206ZM215 206H216V204H215ZM235 206V207H234ZM204 207V206H203ZM218 207V206H217ZM169 208H172V209H175L173 206L172 207H169ZM240 208H241V210H240ZM186 209V208H185ZM237 209H234V210H237ZM60 210V209H59ZM64 210V209H63ZM233 210V211H234ZM154 211V212H153ZM184 211V212H183ZM206 211V212H205ZM216 211V212H218V213H216L217 214V216H215L216 214H214V212ZM60 214H63V212H64V219H63V216H61L62 217V220L64 221L65 220V218H69L68 220H66V223H65V226H64V224H62V223H60V222H58V220L56 221L54 218H53V222H52V224L50 225L55 231H57L58 232V236L59 237H62L63 239V243L64 244H66V242L68 241V239H70L69 237H71V238H78V237H80L81 235H82V237L84 238L83 239V241L81 240L80 242H78V245L76 244L77 243V240H75V239H72L73 241L71 242L70 240L68 241V242H71V243H73L74 244V242H75V245H73V244H71V245H73V246H69L68 245V247L66 246V253L68 252V249H69V247H71L72 249H70L69 250V252L70 251H72V253H73V256L71 257V252L68 254V257L71 259V260H74V258H76L77 260L76 261H78V263L79 264H105V260L107 259L106 258V255H104L105 253H107V252H105V248L107 247V249H108V245L106 246L105 245V248H104V244L106 243V244H108L106 241H105V233H106V227L104 226L105 224L103 223V221L102 220H98L97 221V219H95L94 217H91L90 215H88L87 217H90V218H84L86 215H82V217H83V219L81 218V219H79L78 220V214H76V212L75 211H72V212H66V210H64L63 212L60 210ZM161 212V211H160ZM263 212V211H262ZM201 213H202V211H201ZM244 213V212H243ZM250 213L252 214V215H250ZM67 214V215H66ZM74 214H76V216L74 215ZM189 214V215H188ZM253 214H254V216L256 217V218H254V216H253ZM73 215V216H72ZM80 215V214H79ZM209 215H210V213H209ZM249 215H250V217L252 218H250L249 219ZM262 215H264V212H263V214ZM66 216V217H65ZM68 216V217H67ZM75 216V217H74ZM81 216V215H80ZM79 216V217H80ZM199 216H197V217H199ZM213 216H215V217H213ZM227 216V217H226ZM230 216V215H229ZM229 216L228 215H223V221H224V218H225V220H226V218H229ZM259 216V217H258ZM56 218V217H55ZM177 218V219H176ZM208 217H206L205 219H207ZM214 218V219H213ZM231 218V217H230ZM75 219H77L76 220V222L74 223V220ZM185 219H186V221H185ZM208 219V220H209ZM255 219V220H254ZM257 219V220H256ZM259 219H260V221H263V222H260V224L259 223H256V222H259ZM60 220H61V218H60ZM61 220V221H62ZM70 220H73L72 222L70 221ZM82 220V221H81ZM174 220V221H173ZM207 220V221H208ZM215 220V221H214ZM230 220V219H229ZM252 220V221H251ZM31 221H32V226H36L37 228H39V229H41V224H40V226H39V223H37V221H36V219L34 218V217H32L31 218ZM80 221H81V223H80ZM206 221V222H207ZM79 222V223H78ZM204 222V224H206V222L205 221H203ZM227 222V220L226 221H224V223H226ZM229 222V221H228ZM227 222V223H228ZM255 222V223H254ZM1 223H2V225H5L6 227L7 226H9L10 227V225H9V223H7V221H5V220H3V222L1 221ZM78 225H77V224ZM202 225H201V224ZM253 223H254V225H253ZM74 224H76L75 226H77V228L76 229H79L78 227H79V224L81 225L80 226V228L81 229H79V230H77L78 231V233L76 232V230L74 231V230H71L72 228H73V226H74ZM207 224H209V222L207 223ZM250 224L252 225V226H250ZM219 225V226H218ZM245 225V224H244ZM256 225V226H255ZM257 225H259V227H258V229L256 228L257 227ZM261 225V226H260ZM201 226H203V227H201ZM208 226V228H206ZM255 228H254V227ZM221 228V227H220ZM232 228V227H231ZM251 228V229H250ZM66 229H70L71 231H74L73 233L71 232V231H69V230H66ZM189 229V230H188ZM233 229L234 228H232V231H233ZM248 229H249V232H248ZM66 230V231H65ZM231 229L229 228V230H227L228 232H229V234H228V232H227V234L228 235H230V232L232 233V231H230ZM241 230V229H240ZM252 230V231H251ZM187 231V233L185 234V232ZM204 231H206V232H204ZM242 231V230H241ZM245 231V232H244ZM247 231V232H246ZM263 231V232H262ZM66 232H69V233H71L70 235L71 236H69V237H67L66 236ZM77 234H76V233ZM80 232V233H79ZM214 232V231H213ZM212 232V233H213ZM60 233H61V235H60ZM68 233V234H69ZM205 233V234H204ZM209 233V232H208ZM246 233V234H245ZM64 234V235H63ZM80 234V235H79ZM183 234H185V235H183ZM189 234V235H188ZM210 234V236H211V233H209ZM79 235V236H78ZM192 235V234H191ZM194 235V234H193ZM199 235V236H198ZM206 235V236H205ZM213 235V234H212ZM245 237H244V236ZM261 235H258V236H261ZM185 236V237H184ZM230 236H232V235H230ZM190 237H192V236H190ZM225 237H227L228 238V236L226 235V233H225ZM188 240H187V239ZM212 238V237H211ZM215 238V239H214ZM240 238H241V240H240ZM245 238H247V240L249 241V242H247V241H245ZM252 238V239H253ZM258 239V241L261 239L260 237H257ZM260 238V239H259ZM207 239H208V241L210 240V243H211V246L212 247H214V250L216 249V251L214 252V254L212 255H210V253L209 254H207L206 255V253L204 254H202L201 252V250L199 249V247H200V244H201V247H202V245L203 244H206V242L205 241H207ZM238 239V238H237ZM75 240V241H74ZM192 241L191 243H190V241ZM212 240V241H211ZM220 240V241H219ZM263 240H264V238H263ZM108 241V240H107ZM156 241V242H155ZM186 242L185 244L183 243V242ZM193 241H195V242H193ZM196 241H198V242H196ZM201 241V242H200ZM218 241V242H217ZM241 241H244L243 243H241ZM82 242V243H81ZM158 242H160L161 244H162V242L161 241H158ZM179 242H181L180 244H182V246L184 245V250H183V248H182V250L179 252L178 251V254L175 256V257H172V256H170V249H171V247H175L174 245H177ZM199 242H200V244H199ZM205 242V243H204ZM227 242V241H226ZM263 245H261V246H263L264 247V241H260ZM259 242V243H260ZM176 243V244H175ZM192 243H194V245L192 244ZM245 243H247V244H245ZM161 244H159V245H161ZM197 244H199L198 246V248H197ZM227 244V243H226ZM67 245V244H66ZM76 245H77V247H76ZM206 245H208V244H206ZM220 246V248L222 249H220V248H218L219 246ZM239 245V246H238ZM249 245V246H248ZM163 246V245H162ZM218 246V247H217ZM238 246V247H237ZM244 246H246V248L244 247ZM74 247H76L75 249H74ZM226 247H229L228 246V244L226 245ZM245 248V250H242V248ZM249 247V248H248ZM36 247L32 244V242L30 241V240H28V239H25L23 242H22V249H21V252H22V254L23 255H27V254H30L31 253V255L33 254V263L32 264H61L62 263V261L60 262V259H58V258H56L55 256H54V251H53V248L51 249L50 247H42V248H40L39 250H37V249H35ZM181 248V247H180ZM208 248H210V247H208ZM234 248V249H233ZM237 248H238V250H237ZM106 249V250H107ZM217 249H220V250H218L217 251ZM240 249V250H239ZM85 250H86V252L88 251V253L87 254H85L86 252H85ZM109 250V249H108ZM147 250V251H148ZM210 250V249H209ZM212 250V249H211ZM233 250V251H232ZM234 250H236V251H238V252H236V251H234ZM248 252H247V251ZM262 250V249H261ZM208 251V250H207ZM213 251V250H212ZM223 251V252H222ZM226 251V252H225ZM85 252V253H84ZM109 252V251H108ZM169 252V253H168ZM225 252V253H224ZM235 253V257L233 256L234 255V253ZM243 254H245L246 252V254L245 255H242V253ZM237 253H239L238 255H236ZM240 253H241V255H240ZM109 254V253H108ZM249 254V255H248ZM70 255V256H69ZM249 256V258H248V256ZM105 256V257H104ZM108 256V255H107ZM230 256H232L231 258H229ZM241 256V257H240ZM206 257V258H205ZM73 258V259H72ZM106 258V259H105ZM151 258V259H152ZM245 258H246V260H245ZM150 258H148V262L150 261L149 260ZM202 259V260H201ZM249 259V260H248ZM221 260H220V262H221ZM11 261H14V257H8V258H6L5 260H4V258H0V263H2V262H4L5 264H10L11 263ZM75 261V260H74ZM75 261V262H76ZM110 261V260H109ZM182 261H184V262H182ZM244 261H245V263H244ZM209 262H211V263H209ZM218 262V261H217ZM109 263V262H108ZM215 263V262H214ZM222 263V262H221ZM220 264V263H219ZM253 264H255L254 262H253Z\"/></svg>",
    "mask_w": 264,
    "mask_h": 264
}]
</instances>
